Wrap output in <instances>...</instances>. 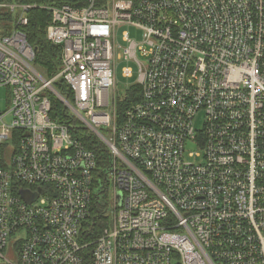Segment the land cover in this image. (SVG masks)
Masks as SVG:
<instances>
[{
	"label": "built area",
	"instance_id": "2783aa9c",
	"mask_svg": "<svg viewBox=\"0 0 264 264\" xmlns=\"http://www.w3.org/2000/svg\"><path fill=\"white\" fill-rule=\"evenodd\" d=\"M34 9L60 48L50 78ZM118 61L136 66L122 96ZM0 86V264H264V0H0ZM51 94L108 148L102 177ZM105 190L107 225L84 239Z\"/></svg>",
	"mask_w": 264,
	"mask_h": 264
},
{
	"label": "trees",
	"instance_id": "16d2710c",
	"mask_svg": "<svg viewBox=\"0 0 264 264\" xmlns=\"http://www.w3.org/2000/svg\"><path fill=\"white\" fill-rule=\"evenodd\" d=\"M16 1V0H5ZM48 14L43 10L34 9L29 13L28 24L23 28L27 41L35 50L34 66L46 77L50 78L60 69V48L51 44L46 39L45 28L48 23ZM54 88L58 93L63 95L67 100L72 101V95L62 79L54 82ZM140 98V88L134 86L128 91L126 105ZM51 110L50 116L55 121L67 124L72 127L75 137L82 140L83 144L92 149L96 155V169L94 178H100L106 172L109 164V150L98 139L94 138L79 121L74 118L65 105L53 94L50 95ZM125 105V104H124ZM122 106H120L121 108ZM15 142V141H14ZM97 181V180H95ZM108 202L107 191L100 192L96 197L94 195L91 205V214L88 219L89 229H85L82 235L84 239L90 240L97 237L102 229L107 225V218L104 216ZM83 264H90L89 253L82 254Z\"/></svg>",
	"mask_w": 264,
	"mask_h": 264
},
{
	"label": "rangeland",
	"instance_id": "374dc122",
	"mask_svg": "<svg viewBox=\"0 0 264 264\" xmlns=\"http://www.w3.org/2000/svg\"><path fill=\"white\" fill-rule=\"evenodd\" d=\"M124 29L128 30L130 33V36L136 40L137 42H140L142 39V32L135 28V27H125ZM140 59V57H139ZM125 67H130L132 68L133 71H135L136 66L133 62H125V61H118L117 64V68H116V75H115V92L116 95H121L124 93L126 86H128V84H131L134 80V78H125L122 75V70ZM11 98L12 95L10 93V90L8 87L6 86H0V113H4L8 110V106L11 103ZM11 120V116L10 115H5L2 118V122L5 123H10ZM1 122V121H0ZM6 144H12L11 140L9 139L8 141H6L4 143V145ZM195 149L194 145H188V150L189 151H193ZM28 196V194H27Z\"/></svg>",
	"mask_w": 264,
	"mask_h": 264
}]
</instances>
